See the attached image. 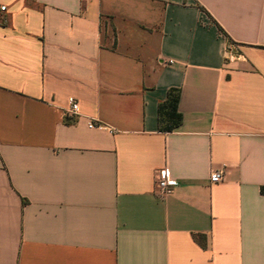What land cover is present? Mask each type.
<instances>
[{"label": "crops", "instance_id": "1", "mask_svg": "<svg viewBox=\"0 0 264 264\" xmlns=\"http://www.w3.org/2000/svg\"><path fill=\"white\" fill-rule=\"evenodd\" d=\"M0 264H264V0H0Z\"/></svg>", "mask_w": 264, "mask_h": 264}, {"label": "built area", "instance_id": "2", "mask_svg": "<svg viewBox=\"0 0 264 264\" xmlns=\"http://www.w3.org/2000/svg\"><path fill=\"white\" fill-rule=\"evenodd\" d=\"M28 2H36L38 0H24ZM2 11L6 10V7L1 8ZM239 46L231 41L227 42V47L225 49V57L227 60L231 61L233 59L239 58ZM169 64H173V61H169ZM80 113V103L74 99H69V110L68 114L71 116H78ZM89 127L91 129H104L103 126H96L94 123H90ZM224 178L223 171H213L210 176L212 183H220ZM177 186V183L170 178V173L168 168L160 170L157 174V194L161 199H165L171 196L174 193V189Z\"/></svg>", "mask_w": 264, "mask_h": 264}, {"label": "trees", "instance_id": "3", "mask_svg": "<svg viewBox=\"0 0 264 264\" xmlns=\"http://www.w3.org/2000/svg\"><path fill=\"white\" fill-rule=\"evenodd\" d=\"M176 111V93L171 91L169 93L167 101L161 105V112H163V117L170 118Z\"/></svg>", "mask_w": 264, "mask_h": 264}]
</instances>
